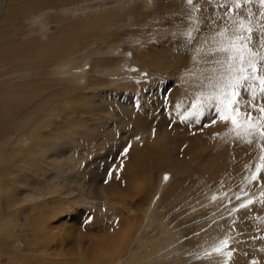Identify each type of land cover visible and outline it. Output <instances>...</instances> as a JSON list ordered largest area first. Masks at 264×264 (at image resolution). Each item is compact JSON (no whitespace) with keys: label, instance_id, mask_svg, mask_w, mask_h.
<instances>
[{"label":"rangeland","instance_id":"obj_1","mask_svg":"<svg viewBox=\"0 0 264 264\" xmlns=\"http://www.w3.org/2000/svg\"><path fill=\"white\" fill-rule=\"evenodd\" d=\"M237 2L242 7L235 8ZM144 4L147 7H144ZM42 13L36 15V19H30V16L26 17L25 20L39 21V24L48 26V29L42 33H33L25 37H60L59 42H62L63 45L59 56L68 57L69 61L75 60V63H78L76 59H79L80 66L84 65L86 58L90 59V68L85 71L86 73H83L84 76L81 75V78L86 76L90 81L97 78L104 80L102 87L91 82L89 85L91 91L93 93L98 92L99 96L105 95L110 89H117L119 99L114 100L109 97L104 100L105 105L112 108V112L115 113L114 117L108 118V122H117L119 126L125 125L126 127L124 131L111 132L117 133V136L113 135L117 139L112 137L114 140L111 141L99 140L101 144L113 145L115 143L113 146L117 148L110 149L112 146H109L108 149L105 148L99 154L98 158L94 156L95 162L87 166L86 169L89 177L84 178V184L87 186L85 185V188L83 185L81 186L85 190L84 196L88 194L90 200L81 199L80 204L65 207L61 210L59 219L69 216V214L73 215L74 210H78L87 201H89L88 203H95V207H97L96 203L102 204V200L93 199L95 195L92 196L93 194L89 191H99L100 183L107 187L115 186L113 181L105 182L106 178L114 180L125 177L123 182H127L128 185L123 190H118L117 193L120 196L117 199L123 198L122 193L127 194L126 205L121 209L126 211V215L134 224H137L139 236L131 243L128 250L123 251L122 255L114 259L116 264H233L238 260V257L244 259L247 264H264V160L261 159L264 157V137H261L256 129L247 131L241 129V135L238 137L230 122L224 124L226 128H217L219 135L213 134L216 137L215 146L214 148L211 146L210 149L214 155L226 153V155L223 154L224 157L221 155L217 172L211 169L213 168L211 165L208 168H200L201 171L197 167L196 170L188 169L181 175H175L169 169H159L148 178L146 177L148 172L141 170L140 162L137 163L133 154L134 146L139 147L144 153L150 148L156 147L161 148L163 156L165 155L164 159L167 160L174 152L180 151L182 153L187 149V145L184 144L186 136L187 139L197 137L192 142L198 140L199 146H201L205 137L202 136L201 130L207 131L208 135L210 123L213 121L214 123H224L222 120L211 119V116H208L207 119L201 117L202 120L197 122L199 125L196 123L193 125L189 119L186 120V115L194 111L192 105L197 99H203L204 103L206 102L210 106L215 105L208 103L206 98L213 90V86L220 84L222 78L228 75L226 63L229 54L219 51L222 46L228 43V38L222 36V33L227 32L231 36L238 30L240 22L244 21L247 26L252 28L250 46L257 51L264 52V47H262L264 46V4L260 0H250V2H246V0H193L191 4L188 3V0H70V4L66 6L58 5L57 8L47 9L43 14L44 16L41 17ZM115 15L116 18L113 21L106 20L107 17L113 18ZM58 18H67V23L59 21ZM68 26L69 28H67ZM61 29L65 33H62ZM68 29H70V33ZM71 29L75 31L73 32ZM66 36V39L68 36L69 39L74 38L73 41L62 40L61 37ZM110 44L113 47L119 44L117 48H114L116 53H112L114 50H110V48L107 49ZM92 49H98L102 52L103 56L98 58L99 61H103L101 66H112L111 68H113L119 61L123 65V68L119 67V74L109 75L113 81L104 73L103 75L101 72L93 70L95 67L93 65L96 62L95 54L83 58V52H86L84 54L87 56ZM159 51H162L159 59L167 60L166 55L167 57L173 55L172 61L176 68L172 64L167 69H162L160 68L162 62L156 64L157 67L153 65L142 67L140 65L138 57L142 53L156 54ZM107 52L112 55H106ZM194 53L199 54L197 61L191 59ZM181 55L183 56L182 61L178 60V56ZM192 73H195L193 75L195 78ZM102 83V81L98 82V84ZM77 84L74 86L75 89ZM184 84L186 85L184 86ZM79 87L77 89L81 88ZM246 88L241 90L240 100L242 103H240V107H244L246 103L245 107L248 113L253 112L254 122L264 126V120L259 119L264 114L258 110L260 106H264V93L260 92L257 81H250ZM81 89L83 90V88ZM141 89L145 90H143L144 93ZM91 91L83 90L85 94L78 93V98L77 93H75L74 99L77 98L76 102L78 99L80 101L83 99L95 101L96 97L91 94ZM173 92L180 94L178 96L180 98L175 96L174 99L177 111L181 112L179 117L181 125L174 123L175 116L169 111V100ZM69 97L67 95L68 103ZM119 105L122 106L121 109H119ZM143 105L144 107H140ZM253 105L257 107L254 108ZM69 107L71 108L72 104ZM55 115L52 117V120H56L53 130L58 131L63 137V133L68 132L67 127L70 126V122L68 126V120L64 114L57 115L55 113ZM71 118H75L78 123H81L82 116L80 114H73ZM84 119L89 121L90 126L93 124L102 125L96 121L99 118L93 115H84ZM154 122H156L155 125H152ZM157 122L160 131L162 129L178 133L184 131L187 135H169L167 142L162 141L161 144L158 142L159 144L155 143L154 146L152 144L146 147L145 138L157 140L153 131ZM217 124L218 127L221 126L220 123ZM73 125H75V130L80 129L76 123ZM86 132L87 134L80 133V140L87 141L88 135L93 136V132ZM107 132L110 133L107 130L101 134H107ZM75 135L77 136L79 133H75ZM119 140L123 142L119 143ZM248 141L252 142L249 143ZM2 142H0V166L5 163L2 156L3 149L8 148V145ZM171 142L177 143L180 147L175 148L173 146L171 152H163V149L169 148ZM82 155L81 153L73 156V170L79 171L78 168L82 167L83 163L79 161ZM18 157L20 156L18 155ZM121 158L124 159L123 162ZM183 161L181 163L185 164L186 161ZM187 162L193 163L192 160H187ZM20 164L19 159L18 169H20ZM156 165L151 160L148 167L152 170ZM258 168L259 171H257ZM30 175L33 179V174ZM82 180L83 178H80L81 182H83ZM93 181L98 183L97 189L91 187ZM4 182L0 179V197L4 194L1 187ZM171 182H178V189L170 190ZM68 184L82 190L75 180L68 179ZM181 196H184V199H181ZM167 199L180 200L182 206L185 207L178 208L175 215L172 210L176 208L172 207V213L168 214L166 211L168 206H165ZM68 201L66 200L63 205ZM88 212L83 216L81 214L79 219L76 218L75 223L77 222L78 228L85 229L84 232L87 234L97 228L95 233L101 235L100 232H104V228H100V231L98 227H95L101 223L97 221L94 225V214ZM27 214L29 213L20 215L18 222L25 220ZM86 220L88 221L86 222ZM92 224L93 226H91ZM84 226L91 227L93 230L86 229ZM10 233V231L3 230L0 240H8ZM28 235L32 236L33 234L29 233ZM89 236L87 235L86 238ZM86 238L84 244L88 246L90 241H86ZM192 242L195 246L188 247L187 244ZM18 245L14 251L22 248V244L18 243ZM69 245L74 247L77 244L71 243ZM157 245L160 246L158 250L155 249ZM149 250L154 252L153 258H148ZM149 256L151 257V255ZM2 264H5L4 259Z\"/></svg>","mask_w":264,"mask_h":264},{"label":"bare ground","instance_id":"obj_2","mask_svg":"<svg viewBox=\"0 0 264 264\" xmlns=\"http://www.w3.org/2000/svg\"><path fill=\"white\" fill-rule=\"evenodd\" d=\"M68 4H70V0H0V142L5 140L2 143L8 145L7 149H3L4 153L2 152L5 163L0 166V179L5 181L1 185L4 194L0 197V238L3 230L11 232L8 240H0V264H2L3 259L5 260V264H116V260L114 259L122 255L123 251L128 250L131 243L139 236L137 224H134L126 215V211L121 209L126 205L127 199L125 198L127 194L122 193L123 198L117 199V197L120 196L117 193L118 190H123L128 185L127 182H123L125 177L116 178L114 180L106 178L105 182L113 181L115 186L111 185L107 187L100 183L101 187L99 191H89V193L93 194L92 196L95 195L93 199L98 201L101 199L102 204L96 203L97 207H95V203H88L89 201H87L85 205L78 210H74V216L69 214V216L67 215L59 219V214L62 209L80 204L81 199H89L88 194L84 196V188L86 185L84 184V178L88 176L86 172L87 166L95 162L94 156L98 158L99 154H101L105 148L108 149L109 146H112L110 149L117 148L113 146L115 143L113 145L109 143L101 144L99 140L111 141L117 139V133L113 134L114 131H124V129H126L125 125L119 126L117 122H108V118L110 116L111 118L114 117L113 115L115 113L112 112V108H108L105 105L104 100L109 97L114 100L119 99L117 89H110L107 91L105 95L108 96H99L98 92L93 93V91H91L89 85L95 83L96 86L102 87L105 81L100 78L90 81L86 76L85 78H81V75L90 68L89 63L91 60L86 58L89 57V55L95 54L96 57L93 70H97L102 74L104 73L110 80V74L118 73L119 67L123 68L120 61L117 62L113 68H111L112 66H101L103 61H99L98 58L103 56L102 52L98 49H92L87 56H85L86 52H83V58H86V62H84L83 66H80L79 59H76L78 63H75V60L69 61L67 59L68 57L64 58L59 56L61 46L63 45L62 42H59L60 37H25L33 33H42V31L48 29V26L39 24V21L34 22L25 20L26 17L31 16L30 19H34L36 15L43 12L41 15L42 17L47 9L57 8L58 5L66 6ZM144 7H147V5L144 4ZM41 17L39 16V18ZM115 18L116 15L113 18L107 17L106 20L113 21ZM59 19L60 18H58V20ZM59 21L67 23V18H62ZM56 22L58 21L56 20ZM70 27L73 29L72 26ZM67 28H69V26ZM68 30L70 33V29ZM61 32L65 33L62 29ZM69 36L71 37L70 34ZM69 36L68 39H66L67 36L61 38L62 40L73 41L74 38L69 39ZM118 45L119 44H116V47H113L112 44H110L107 49L110 48V50H114ZM162 51L156 54L142 53L138 57L140 65L142 67H144V65L146 67H149V65L157 67V65L162 62L160 65L162 69H167L168 66L172 64L174 66V62L172 61L174 56L172 54V56L168 57L166 55L167 60L164 58L159 59V55L162 54ZM61 52L63 53V50H61ZM112 53H116V50ZM105 54L112 55L110 52ZM191 59L192 61H197L199 59V54L194 53ZM178 60L182 61L183 56H178ZM123 71L124 70H122V72ZM195 73H192V76L195 75ZM120 74L122 73L120 72ZM187 74L189 75V73ZM101 81L103 83L98 84V82ZM75 84L83 88V90L91 91V94H94L96 97V99H94L95 101H93V99H83L81 101L78 99L76 102L78 93H85H83L80 87V89H77L78 86L75 89ZM185 85L186 84H184V86ZM70 86H73L74 89L73 87H71V89ZM141 90L144 93L145 90ZM250 92H252V90ZM75 93H77L76 100L74 99ZM67 95L70 96L69 103L72 104L73 108L69 107L71 104L66 100ZM179 95V93L175 94L174 92L172 96L170 94L169 111L175 116L174 123L181 125V120L179 119L181 112L179 110L177 111L176 101L174 99L175 96L180 98L178 97ZM193 98L195 99V97ZM63 100H66V102H63ZM205 103L199 113L191 116L187 113L186 120L189 119L193 125H195L194 123L199 125L197 122L202 120L201 117L207 119L208 116H211V119L217 118L220 121L216 111V105H211V107L210 104ZM245 104L244 107L242 106L240 109L243 113L247 114L248 111L246 110ZM140 107H144V105ZM121 108L122 106L119 105V109ZM115 109L117 110V108ZM55 113L57 115L64 114V117L68 120L67 125L70 122V126L68 125L69 127H67L68 132L63 133V137L58 131L53 130L56 120H52V117L56 116ZM73 114H80V116H82L81 123H78L75 118H71ZM252 114L253 112H251V115ZM84 115L98 117L99 119L95 120L99 121L102 125L93 124L90 126L89 121L84 119ZM74 123H76L77 127H80L81 130H75ZM155 123L156 122L152 123V125H155ZM217 123H220L221 126L218 127ZM224 124L225 122L214 123V121L210 123L208 131V133H210L208 135L207 131L201 130L202 136H205L201 146H199L198 140L192 142V140L197 137L187 139L186 136L184 144L187 145V149L182 153L180 151L174 152L167 160L164 159L165 155L163 156L161 148L156 147H152L149 150L147 149L148 151L144 153L139 147L138 149L134 146V157L137 163L140 162L139 166L141 170L148 172L147 174L145 172L148 178L153 172L159 169H169L172 170L175 175H181V173L188 171V169L196 170L198 168L200 170L202 167L208 168L211 165L213 166L211 169L217 172L219 161L222 158L221 155H226V153H217L214 155L210 147L213 146L214 148L215 146L216 137L213 134L215 133L218 136L217 128H226ZM153 128L157 140L145 138L144 144L146 147L152 144V146H154V144L158 142L161 144L162 141L167 142V137L169 135H187L184 131L180 133L168 131L167 129H162L160 131L158 122ZM107 130L110 131V133L101 134V132ZM86 131L93 132V136L88 135L87 141L80 140V133L83 132L87 134ZM75 133H79V135L76 136ZM121 141L122 140H119V143ZM173 146L175 148L180 147L177 143L171 142L168 146L169 148H167V150L166 148L163 149V152H171V147ZM81 153L83 155L80 157L79 161L83 163V165L81 168L77 167L79 171H75L72 169L74 167L72 158L75 154L80 155ZM18 155L20 157H18ZM230 157L229 159H232ZM91 158L93 159L90 160ZM19 159L21 161L20 169L17 168ZM121 159L120 160L123 162L124 159ZM151 160L154 164H157L152 170L148 167L149 161ZM183 160L186 161L185 164L181 163ZM187 160H192L193 163L187 162ZM208 172L210 171L208 170ZM30 174H33V179ZM80 178H83V182L80 181ZM68 179L75 180L78 187L80 189L82 188V190L71 187L68 184ZM82 185L84 188L81 187ZM177 185L178 182H171L169 185L171 186L170 190L178 189ZM91 187L97 189L98 183L93 181ZM184 192L186 193V191ZM128 196L131 195L128 194ZM181 199H184V196H181ZM66 200L69 201L63 205ZM165 206H168L166 210L168 214L173 212L175 215L178 208H183L184 205L182 206L180 200L178 201L175 199V201H173L167 199ZM172 207L176 209L171 212ZM88 211L94 214V225H96L97 221L101 223V225L97 224L98 226L95 227L99 229L104 228V232H100L101 235L95 233V229L97 231V228L93 230L91 227L84 226V228H90L94 232L93 234V232L89 230L91 232L87 234L84 232L85 229L78 228L77 222L75 223L76 218L79 219L81 214L83 216ZM26 213L29 214H27L25 220L19 223L18 217ZM89 216L91 217V215ZM67 217L68 219H65ZM164 217L167 218L166 215H164ZM12 219L13 221H11ZM87 221L88 220H86V222ZM86 222L84 221V223ZM91 226H93V224ZM44 227L46 228L44 229ZM29 233L33 235H28ZM87 235H90L89 238H86ZM85 238L86 241H90L88 246L84 244ZM18 243L22 244V248L14 251ZM71 243L77 244L74 246L75 248L72 247L73 245H69ZM155 243H157L156 240ZM187 245L188 247H192V245L193 247L195 246L193 242ZM4 246L7 248V251H5ZM159 248L160 246L157 245L155 249L158 250ZM149 255H151V257ZM149 255L148 258H153L154 252L149 250ZM233 264L247 263L244 259L238 257V260Z\"/></svg>","mask_w":264,"mask_h":264},{"label":"snow or ice","instance_id":"obj_3","mask_svg":"<svg viewBox=\"0 0 264 264\" xmlns=\"http://www.w3.org/2000/svg\"><path fill=\"white\" fill-rule=\"evenodd\" d=\"M192 2L193 0H188L189 4ZM246 2H250V0H246ZM260 2L264 4V0H260ZM240 7L242 5L239 2L235 3V8ZM251 34L252 28L247 26L244 21L240 22L238 30L231 36L227 32L221 34L228 38V43L219 49L220 52L229 54L226 63L228 75L222 78L220 84L213 86V90L206 98L208 103L216 105L220 120L231 123L238 137L241 135V129L247 131L253 128L261 137H264V126L254 122L250 112L245 114L240 109L241 90L245 89L250 81H257L260 92L264 93V52L257 51L250 46ZM192 107L194 112L189 113L190 116L199 113L200 109L204 107V100L197 99ZM253 107L257 106L253 105ZM258 110L264 114V106H260ZM259 119L264 120V116ZM261 159L264 160V157ZM229 255L231 254L229 253Z\"/></svg>","mask_w":264,"mask_h":264}]
</instances>
